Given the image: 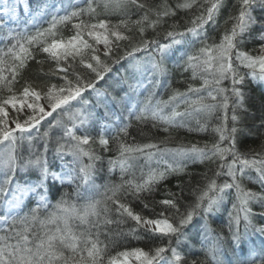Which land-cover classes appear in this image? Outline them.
Wrapping results in <instances>:
<instances>
[{
    "label": "snow or ice",
    "instance_id": "1",
    "mask_svg": "<svg viewBox=\"0 0 264 264\" xmlns=\"http://www.w3.org/2000/svg\"><path fill=\"white\" fill-rule=\"evenodd\" d=\"M226 7L227 0H183L175 8L166 0L157 7H149L141 0H87L86 7L70 4L64 15L49 12L47 7L42 6L38 9L40 17L51 16L47 28H37L34 32L7 31V46L0 49V91L7 90L10 93L0 98V145L3 146L0 148V173L3 175L0 203L8 214H0V221L7 223L11 211L19 209L29 193H37L40 200L30 210V214L19 219L12 218L13 225L23 227L11 229L14 233L12 236H0V264H198L196 260L189 262L186 254L180 251L181 245L187 244L190 237L201 243L207 261H211V264H222L219 253L220 245L225 240L234 252L239 250L244 253L245 246L252 245L247 249V258L240 259L238 264H264V224L254 222L257 216L264 218V153L249 155L241 152L237 147L240 129L235 126L240 120L235 109L244 107L245 97V75L239 69L246 68L253 80L264 81V45H261L258 55L243 48L251 39L264 41V0H234L231 7L236 11H229L224 20V24L231 22V27L224 30L219 43H209L206 26L219 27L218 17ZM193 8L197 9V14L187 21L190 26L180 30L178 23L171 24L170 30L164 34L166 43L145 37L148 29L155 31L162 26L165 18L175 17L178 10ZM141 10L139 18L132 20L131 13ZM3 11L9 14L12 10L4 7ZM257 11L259 15H256ZM85 14L90 17L87 22L82 19ZM111 15H118L120 19L113 23L107 18ZM150 16L154 18L150 19ZM40 17L34 16L33 20ZM73 20L78 21L72 24L74 33L67 38L59 36V26ZM257 28L258 33L255 31ZM133 29L139 34L138 40L131 35ZM121 41L129 45L124 48L123 55L118 51ZM195 43H199L200 47L190 52L188 49ZM99 45H103L102 52ZM35 52L47 54V59L56 66L44 75H58L64 83L58 85L47 82L37 86L25 80L17 94L14 84L18 78H22L28 61L35 59ZM138 52L150 54V70L154 78L167 74L166 60L172 57H175L177 67L192 70V79L197 78L199 70L208 75L201 77L203 84L200 88L189 85L186 92L175 90L167 100L153 102L154 93L150 92L143 103L130 112V119L134 117L141 123L151 121L153 128L159 126L169 135L170 129L182 127H186L189 132H207L209 118L219 110L224 115L221 122L211 129L218 139L211 144L205 142L203 146L193 144L161 150L160 145L166 143L169 137L159 142L128 144L120 138L121 135L128 136L131 125L126 124L119 127L113 137L118 155L108 160L109 172L119 168L121 183L97 185L96 164L102 161V157L91 147L94 142L92 137L77 135L75 131L77 121L84 125L92 115L86 114L84 105L90 106L91 101L85 99L84 93L91 90L97 98L106 97L107 91H100L96 84L111 72L107 61L119 63L122 59L128 60L129 67L135 73L141 69V62L136 60ZM37 63L42 65L44 61ZM78 67L87 69L91 78L82 75ZM225 79L231 80V97L236 98V103L231 105L229 89L220 87ZM152 82L155 86L159 79ZM120 83L116 82L117 85ZM128 87L131 89L135 85L129 84ZM42 98L47 101L50 110L40 103ZM182 105L183 111L180 110ZM9 106L15 110V116L10 117ZM230 107L233 125L228 127L227 113ZM25 108L30 113L21 120L19 114ZM53 113L57 115L53 116ZM47 117L53 119L41 134L39 127ZM189 117L195 119V127L190 126ZM65 120L72 126L69 127ZM57 127L64 129V136L56 140L54 159L50 160L47 156L48 143L52 129ZM34 129L36 135H33ZM37 139L44 142L43 151L33 143ZM64 139L68 142L62 143ZM25 142L30 146V152L21 162L18 149ZM98 143L104 150H111L110 140L104 135L98 137ZM164 153H172L171 162L167 159L158 160L156 166L151 167L150 163L157 156L163 157ZM67 156L72 159L66 161ZM85 158L88 163H84ZM141 158L149 162L145 165L148 170L145 172L141 169L140 177L136 179L133 170L137 167L136 161ZM56 160L61 163L57 164ZM197 162L217 163V167L215 170L208 169L212 176L208 175V171L202 174L203 186L191 189L195 200L185 204L183 211L178 202L183 197L173 192L167 193L170 198L155 202L161 210L153 217L136 212L129 202L121 199V193L125 198L130 195L134 199H140L145 193L151 194L169 176L184 174L190 163ZM18 171L25 176L34 174V179L21 183L17 179ZM130 173L133 178L124 179ZM221 176L227 179L218 183L217 178ZM244 180L258 184L261 191L247 189ZM55 183L75 184L76 195H83L85 203L78 206L66 199L65 194L57 201L56 210L40 219L39 210L47 206V192ZM178 187L182 193L184 188ZM100 189H103L102 198L96 199L95 193ZM233 195L235 200L228 213L229 236L224 237L219 233L213 235L209 217L215 216L225 199ZM253 204H258L261 211H253ZM144 207L148 208L149 204L145 203ZM112 212L117 214V219L111 218ZM197 216L203 223L196 226L193 233H189L187 230ZM128 219L134 221L136 227L127 233L108 231V226L119 225ZM74 221H78L83 229L77 230ZM37 223L42 231H34L33 226ZM140 229L149 238L159 239L161 243L147 251L136 247L115 255L109 253V246H115L119 236H135ZM102 235L107 240H102ZM254 238L260 239L258 249ZM207 261H200L199 264H207Z\"/></svg>",
    "mask_w": 264,
    "mask_h": 264
},
{
    "label": "trees",
    "instance_id": "2",
    "mask_svg": "<svg viewBox=\"0 0 264 264\" xmlns=\"http://www.w3.org/2000/svg\"><path fill=\"white\" fill-rule=\"evenodd\" d=\"M27 5V10L24 8L22 4H19L18 15L14 18V20L8 21L5 23L6 18L0 15V49H5L7 46V41L5 40V35L9 29H15L16 31L23 32L27 30L28 32H34L37 28H47L49 26L48 22L51 19L50 15H43L40 17V13L38 9L42 6L47 7L49 12H58L60 15L65 14V10L69 8V5H75L78 7H86L87 0H24ZM141 2L145 3L149 7H157L165 2V0H141ZM166 2L173 8L177 3H182L183 0H166ZM234 0H227L228 7L222 9L219 17L218 23L219 27L214 28L211 25L206 26L208 42L209 43H219L221 34L224 32L226 28L231 27V22L228 24H224L225 18L228 16L229 11L235 13V9L231 7ZM100 11V9H98ZM142 14V10L140 12L133 11L131 13V19L136 20ZM197 14V9L193 8L191 10H178L175 17L165 18V22L162 26L158 27L155 31L152 29H148L145 32V37L148 39H157L161 43H166L167 38L165 37V32L170 30V25L178 23L180 25V30H183L190 25L187 21L193 16ZM259 11H257L256 15H259ZM40 17L36 20H33V17ZM100 18H104L101 16ZM113 23L117 22L120 19L118 15H111L107 17ZM154 18L150 16V19ZM82 19L87 22L90 17L85 14L82 16ZM78 21L73 20L69 22L67 25L59 26L58 35L64 38L71 36L74 33V29L72 27L73 23ZM95 22V21H93ZM257 33L259 32V28L255 30ZM131 35L138 40L139 34L133 29ZM191 39V37H188ZM121 48L118 50L121 55H123L124 48L129 47L128 42L121 41ZM264 45V41L259 39H251L244 46V50L252 51L253 55L260 54V47ZM200 47L199 43H195L188 50L190 52H195V50ZM102 52V51H101ZM35 59L29 60L27 63V67L24 69L22 73V78H18V82L14 84V91L19 94L21 91V85L25 82V80L32 82L34 85H43L47 82L63 84L64 81L58 75L46 76L45 73H48L50 69H54L56 66L54 62L47 59V54L41 52H35ZM150 54L148 52H138L136 53V60L141 62V69L136 71L135 73L129 67L128 60H120L119 63H112L110 60L107 61L111 66V72H109L105 78L99 81L96 84V88L100 91H107L108 95L104 98H97L95 93L91 90L84 93V97L86 100L91 101V105H84L86 109V114L91 113V118L88 123L81 125L78 121L76 122V134L83 135L87 134L93 138L94 142L91 147L96 152L97 155L102 157V161H98L96 164L97 173L95 182L97 185H104L109 183L119 184L121 183V175L119 168H117L114 172H109L108 168V160L110 158H115L118 153L116 151V141L113 137L117 134V129L119 127H123L126 124L130 123V127L128 128V136L124 137L121 135V139L125 140L128 144L132 143H148V142H159L164 140L166 137V143L160 145L161 150L167 149H177L181 146L188 147L193 144H198L199 146H203L205 142L211 144L218 137L215 133L212 132V127L221 122V118L223 117V111H217L214 115L209 118V130L207 132H189L186 127L182 128H174L170 129L169 133H165L158 126L157 128L152 127V122H137L134 117L130 119V112L138 105L142 104L145 98L149 95L150 92L154 93L153 102L156 100H167L168 97L175 91L179 90L180 92H186L189 85L200 88L203 84L202 76H207L208 74L203 72V70H199L196 79H192V70H185L184 67L176 66V59L172 57L171 59L166 60V64L168 67V72L166 75L158 78H154L152 72L150 70ZM102 59L104 57L102 56ZM37 61H44L41 65L37 63ZM235 66V62H234ZM77 70L88 78H91L87 69L83 67H78ZM241 73L245 75V84L243 86V90L245 93L244 97V107L236 108L235 114L240 117L238 123H236V127L240 129V132L237 134V147L243 153L251 155L252 153H264V81L253 80L250 75H248L249 70L241 67L239 69ZM7 75V72H5ZM159 79V83L153 86V80ZM117 81H121L119 85L116 84ZM135 85L134 88H129L128 85ZM220 87L229 89L228 95L231 97V80L225 79L222 81ZM206 94V93H205ZM10 95L7 90L0 91V98H4ZM115 97V99H113ZM123 97V99H121ZM43 99V98H42ZM219 99V97H218ZM47 103L45 99L42 100ZM236 103V98L231 97L230 105ZM48 104V103H47ZM48 106V105H47ZM46 105L44 107L47 109ZM80 105H77L79 107ZM181 111L184 110V106H181ZM30 113L29 109H24L20 114L19 118L21 120L25 119L26 116ZM233 114L232 108L230 107L228 110V120L227 125L231 127L233 122L231 120V116ZM9 115L15 116V110L11 109L9 106ZM54 114L53 116H56ZM53 117L46 118L41 122V126L39 127V132L42 134L48 128V122L52 120ZM188 122L190 126L195 127V119L192 117L188 118ZM65 123L67 124L68 122ZM36 130H33V135H36ZM100 135H104L106 138L110 140L109 148L110 151L104 150L98 143V137ZM64 136V129L62 127L53 128L51 131V139L48 143V151L47 156L50 160L54 159L53 149L56 147V140ZM62 143H67L66 139L61 140ZM35 146L43 151L44 142L40 139H37L33 142ZM227 142H225V145ZM30 146L27 142L22 144L18 149V157L21 159L26 158L29 155ZM167 159L171 162L170 159L157 156L151 163V167L156 166V162L158 160ZM231 160V157L228 158ZM67 161L69 159H66ZM57 164H60L61 161L56 160ZM84 163H88L87 158L84 159ZM149 162L145 161L143 158L136 161L137 167L133 170L135 178L139 179L140 170L147 171L148 168L145 166ZM218 163V161H217ZM217 163H190L186 172L181 175H172L169 176L167 180L161 182L156 189L151 194H142L140 199H134L130 195L126 198L123 193H121V199L129 202L132 208L136 212L142 213V215L147 217H153L155 213L161 210L160 206L155 202L160 201L165 198H170L167 196L168 192L177 193L183 197L182 200L178 201L181 204V211L184 210L185 204H191L194 202L195 197L191 194V189L199 186H203V176L202 174L208 171V169L215 170L217 167ZM208 175L212 176V172L208 171ZM252 175L255 176V173L252 172ZM133 175L130 173L124 177V179H132ZM17 179L20 182H24L27 179H34V174L31 176H25L24 174L17 172ZM227 177L221 176L217 178L218 183H222ZM245 187L252 191L259 192L261 188L258 184L249 182L248 180L243 181ZM184 188V191L181 193L180 187ZM76 185L65 183L63 185L59 183H55L54 186L50 188L47 192V206L41 207L39 210L40 219L45 218L50 213L54 212L55 205L57 201L61 198V196H65L66 199L71 202L79 205L85 203L84 196L78 197L76 195ZM83 193V189L81 190ZM103 189H100L99 192L95 193V198L100 199ZM37 197L30 196L28 197L24 203L22 204V209L19 213H17L15 218L19 219L25 215L30 214V210L37 206ZM235 200V196L226 198L221 209L215 214L213 217H209V225L211 229H213V235L219 233L224 237L229 236L228 232V213L231 210V203ZM148 203L149 207L145 208L144 204ZM111 206V205H110ZM253 211L259 212L261 208L258 204H253ZM2 213V212H1ZM3 214V213H2ZM12 217V218H13ZM12 218L4 225L0 227V236L8 235L12 236L14 233L11 229L21 228L22 225L12 224ZM112 219H117L118 216L115 212L111 214ZM254 222L258 225L264 224V218L259 216L254 218ZM200 217H194L193 225L189 227L187 230L189 233H193L195 231V227L202 224ZM74 227L77 230H82L83 226L79 225L78 221L73 222ZM135 222L131 219L126 220L124 223L119 225L113 224L108 226V231H120L127 233L129 229L135 228ZM34 231H42L39 224H35L33 226ZM243 226L241 225V230ZM139 237V238H136ZM102 240H107V237L102 235L100 237ZM202 239V237L200 238ZM255 246L257 249L260 246V239L254 238ZM14 242V241H12ZM161 243L159 239L149 238L143 231L140 229L135 236L133 235H123L119 236L116 239L115 246H109V253L111 255H115L119 251L130 250L132 248L140 247L144 248L146 251L154 247L155 245ZM175 245V241H173ZM252 247L251 244L245 246V252L241 253L239 250L234 252L232 247L228 244L227 240H225L221 245V252L219 253V257L222 261V264H238L240 259H246L247 249ZM180 251L184 252L187 256L188 261L196 260L199 264L200 261H207L205 256V252L201 246V243L196 239H189L187 244L181 245ZM207 264H211V261H207Z\"/></svg>",
    "mask_w": 264,
    "mask_h": 264
},
{
    "label": "rangeland",
    "instance_id": "3",
    "mask_svg": "<svg viewBox=\"0 0 264 264\" xmlns=\"http://www.w3.org/2000/svg\"><path fill=\"white\" fill-rule=\"evenodd\" d=\"M19 4H22L23 6H24V8L27 10V5H26V3H25V1L24 0H0V15H2L4 18H6V21H5V23H7L8 21H11V20H14V18L18 15V13H19V11H18V8H19ZM4 7H7V8H9L10 10H12V11H10V13L9 14H5L4 13V11H3V9H4ZM14 17V18H13ZM86 39H89L88 37H85ZM90 42H91V40H90ZM99 47V49L101 50V51H103V45H99L98 46ZM43 99H41V101H40V103L41 104H43V105H48L47 103H45V101L43 102L42 101ZM11 107V106H10ZM48 107V106H47ZM25 109H27V108H25ZM47 110H50L49 109V107L47 108ZM59 111V110H58ZM54 114H57V113H53V115ZM47 118H49V117H47ZM66 122H68L67 120H66ZM68 124V126L69 127H71L72 125L68 122L67 123ZM14 126V125H13ZM76 129H77V127H75V131H76ZM3 146L2 145H0V148H2ZM164 156L166 157V158H168V159H170L171 160V157H172V153H164ZM66 159H69L68 161H70L71 159H72V157L71 156H67V157H65V160ZM67 161V160H66ZM61 163V162H60ZM2 180H3V175H2V173H0V182H2ZM21 183H23V182H21ZM30 196H36L37 197V200H36V202L38 203L39 202V200H40V196L37 194V193H34V192H32V193H29L28 194V196H26L25 198H24V200H23V203H24V201L26 200V198H28V197H30ZM9 199L11 198L10 196L8 197ZM47 202H48V198H47ZM22 203V204H23ZM21 208H22V205H21V207L19 208V209H13L12 211H11V213L9 214V220L13 217V216H15L17 213H19L20 211H21ZM8 214V213H6L5 212V209H4V206H3V204L2 203H0V214ZM4 225H6V223L4 222V221H0V227H3ZM203 239V238H202ZM208 243H211V241H208ZM249 248H251V246L249 247Z\"/></svg>",
    "mask_w": 264,
    "mask_h": 264
}]
</instances>
